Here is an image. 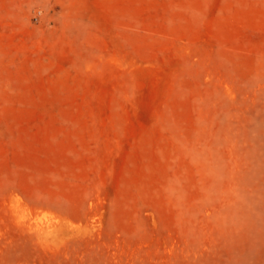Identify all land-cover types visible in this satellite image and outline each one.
Here are the masks:
<instances>
[{
    "label": "rangeland",
    "instance_id": "1",
    "mask_svg": "<svg viewBox=\"0 0 264 264\" xmlns=\"http://www.w3.org/2000/svg\"><path fill=\"white\" fill-rule=\"evenodd\" d=\"M0 264H264V0H0Z\"/></svg>",
    "mask_w": 264,
    "mask_h": 264
}]
</instances>
